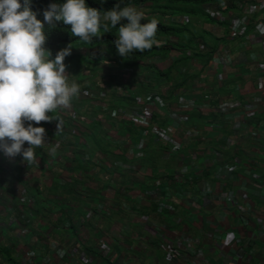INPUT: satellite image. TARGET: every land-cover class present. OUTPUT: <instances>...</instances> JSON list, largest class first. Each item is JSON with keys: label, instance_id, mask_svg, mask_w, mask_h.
<instances>
[{"label": "crops", "instance_id": "obj_1", "mask_svg": "<svg viewBox=\"0 0 264 264\" xmlns=\"http://www.w3.org/2000/svg\"><path fill=\"white\" fill-rule=\"evenodd\" d=\"M223 5L247 21L245 37L232 38L228 21L187 18L191 45L124 70L104 45L72 49L69 82L74 57L96 65L80 66L71 107L49 113L60 131L56 120L33 124L46 129L38 163L17 156L7 168L0 154V264H27V252L34 264H264V0ZM211 49L210 58L195 54ZM217 57L223 80L210 67ZM150 95L157 106L147 105ZM225 102L243 108L215 111ZM133 112L170 142L132 137ZM231 192L233 202L221 198ZM181 235L195 246H177Z\"/></svg>", "mask_w": 264, "mask_h": 264}, {"label": "clouds", "instance_id": "obj_2", "mask_svg": "<svg viewBox=\"0 0 264 264\" xmlns=\"http://www.w3.org/2000/svg\"><path fill=\"white\" fill-rule=\"evenodd\" d=\"M31 5L32 0H0V151L9 159L22 156L27 165L38 163L36 149L43 148L46 142V129L33 124L56 120L57 132L60 131L59 119H53L49 113L70 108L80 92L76 81L69 82L64 62L72 53V44L50 59L52 53L45 47V25L54 29L62 21L70 26L72 36L86 43L100 38L101 28L105 32L110 27L118 28L114 44L123 58L151 50L159 43V20L153 17L141 23L145 14L140 8L145 7H121L118 3L103 11L87 6L85 0H66L63 4L50 3L43 9L41 21L37 19L40 11H33ZM51 153L55 154V148ZM11 166L7 161L6 167ZM117 166L128 168L119 163ZM25 201L23 198L22 202ZM234 237V232L227 233L225 245Z\"/></svg>", "mask_w": 264, "mask_h": 264}, {"label": "trees", "instance_id": "obj_3", "mask_svg": "<svg viewBox=\"0 0 264 264\" xmlns=\"http://www.w3.org/2000/svg\"><path fill=\"white\" fill-rule=\"evenodd\" d=\"M231 0H85L87 6L97 8L103 11L112 9L116 4H120L121 7L125 5H132L136 8L145 7V23L153 17H156L159 20V28L156 33V39H165L166 43L161 47H154L151 50L145 51L143 53L133 52L126 58L119 56L117 53L114 41L118 38V28H109L107 32L103 28L100 30L101 37L93 38L91 42L80 41L78 37L72 36L70 31V26L64 25L63 22H58L57 26L54 29H49L45 25V32L47 33L48 39L46 42V49L50 50L52 57H55V54L62 46H67L72 44V47L78 48L79 46L87 47H96L99 45H104L109 50V53L115 61L120 64L122 70L126 67H136L137 62L149 61L158 56H165L175 49L181 51L184 50L185 42L187 45H191L189 40L191 38H197L196 33L190 28V24L178 22L180 18H203L207 22L214 21L207 12L208 7L219 8L221 4L230 2ZM23 0H21V3ZM66 0H32V10L40 11V15L37 16V19L43 20L42 11L50 3H65ZM221 9V8H220ZM226 9V8H225ZM168 20V22H166ZM176 20V22H173ZM126 23V21H122ZM119 27V25H117ZM192 36V37H191ZM205 37V36H203ZM175 38L176 43H171L170 39ZM193 47H196L194 45ZM216 49H211L209 52L196 51L195 54L197 57L201 58H210L215 53ZM54 59V58H50ZM67 59V57H66ZM187 57L184 56V63L186 62ZM110 61H113L111 59ZM182 62V61H180ZM180 62L176 65L178 66ZM152 69L151 66L146 67ZM130 134L134 138H142L144 136V130L142 128L132 127ZM2 151H0V154ZM124 159V157H122ZM122 164V163H119ZM27 215L24 213V217ZM23 222L22 220H20ZM24 223V222H23Z\"/></svg>", "mask_w": 264, "mask_h": 264}, {"label": "built area", "instance_id": "obj_4", "mask_svg": "<svg viewBox=\"0 0 264 264\" xmlns=\"http://www.w3.org/2000/svg\"><path fill=\"white\" fill-rule=\"evenodd\" d=\"M221 8V9H220ZM260 8V5H252L250 7L251 12H254L256 10H258ZM224 5L221 4V7L219 8H208L207 12L210 15V17L216 21L219 22H224V21H228L229 23V27H230V36L232 38H239V37H245L247 35V30H248V23L246 20L243 19H239L237 17L234 16L233 13L231 12H225ZM219 60L220 57H217L216 60L213 59V64L210 66L211 69H213L216 73H217V77L219 80H223L224 79V74L222 71L219 72L218 68H219ZM223 60V59H222ZM261 70L264 69V65L263 64H259V67ZM264 97V96H263ZM158 102V98H154L149 96L147 98V105L149 106H157ZM193 106L191 105H185V107H183V109H189L192 108ZM242 107L243 105L241 104V102H239L238 104L236 103H222L220 104L215 111H217L220 114L223 115H228L230 112H232L233 110H236L238 108ZM206 111V110H205ZM243 115H245V112H243ZM178 115L177 113H173V118H176ZM246 116V115H245ZM131 120L134 121L136 123L137 126H139L140 128H142L145 133L144 135L150 134L154 137H157V139L164 141V142H170V138L168 137V135L166 134L165 131L158 129V128H151L150 127V122L149 119L146 117V115L142 114V113H138V112H134L131 115ZM205 127H211V128H216V127H220L221 124H210V123H205L204 124ZM178 129V127H177ZM190 135V133L188 134ZM237 137H239L238 135H236ZM141 146H138V149L140 150ZM174 151H176L177 147L174 146ZM206 191V190H205ZM207 192V191H206ZM236 194L231 192L228 194H221V198L223 200H225L226 202H233L236 199ZM164 208L165 206H163L162 204L160 205L158 211L160 212H164ZM167 209L170 210L169 207H167ZM240 212L242 213H249L250 210L246 209L244 207H240ZM27 229H23L22 233H27ZM236 243L238 244V242L236 241ZM240 243V241H239ZM177 246L179 247H185L186 249H188L189 247H194L195 243L193 242V240L186 236V235H181ZM190 248V250L192 249ZM196 255L198 258H202L203 257V253L201 250L196 251ZM34 257H35V253L34 252H27L26 253V259H27V264H34ZM241 258V257H240ZM166 259L168 260L169 257H166Z\"/></svg>", "mask_w": 264, "mask_h": 264}, {"label": "rangeland", "instance_id": "obj_5", "mask_svg": "<svg viewBox=\"0 0 264 264\" xmlns=\"http://www.w3.org/2000/svg\"><path fill=\"white\" fill-rule=\"evenodd\" d=\"M64 47H66V45L65 46H62V48H64ZM61 48V49H62ZM73 48H75V46L73 47ZM106 53H107V51H106ZM108 56H111V54L109 53V50H108V54H107ZM90 56V55H89ZM50 58H55V57H50ZM65 60H66V58H65ZM72 61H74L73 63H72V65H71V67H70V69H72V70H75V71H77L78 70V75H77V77H76V81L78 80V81H80V80H82L83 79V74H82V72H81V67L80 66H83V65H85L86 67H88L89 69H94V67H95V59L94 58H92V59H89L88 61L86 60V59H83V58H81V56H77V57H74L73 58V60ZM92 64V65H91ZM75 75V74H74ZM8 157H6V159H7ZM8 161L9 162H13V160L12 159H9L8 158ZM2 183V180L0 181V184Z\"/></svg>", "mask_w": 264, "mask_h": 264}, {"label": "bare ground", "instance_id": "obj_6", "mask_svg": "<svg viewBox=\"0 0 264 264\" xmlns=\"http://www.w3.org/2000/svg\"><path fill=\"white\" fill-rule=\"evenodd\" d=\"M187 21H188L187 18H181V20H180L181 23H188ZM172 40L176 41L175 38L170 39V41H172Z\"/></svg>", "mask_w": 264, "mask_h": 264}]
</instances>
